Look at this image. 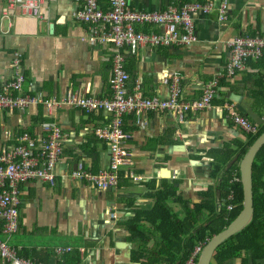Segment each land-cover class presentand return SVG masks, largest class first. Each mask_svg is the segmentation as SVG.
<instances>
[{"label": "crops", "instance_id": "obj_1", "mask_svg": "<svg viewBox=\"0 0 264 264\" xmlns=\"http://www.w3.org/2000/svg\"><path fill=\"white\" fill-rule=\"evenodd\" d=\"M98 1L101 8H108V0ZM191 1H212L215 7L209 14L194 15L198 41L172 48L142 46L137 56L126 59L131 75L128 89L132 91L139 82L144 96L164 98L168 92L164 79L177 73L184 100L202 97L203 86L216 76L217 93L211 108L188 113L182 122L169 112H148L139 119L135 114L124 117L133 166L123 171L134 172L141 181L122 177L118 188L102 191L85 181L71 180L77 164L94 174L109 165L108 144L94 136V130L110 122L109 113L87 114L67 107L49 113L41 105L0 112L1 145L16 144L5 143L6 131L12 136L28 133L40 138L41 125L46 122H55L63 136L54 184L30 181L18 185V230L13 233H19L17 243H9L12 234L2 238L5 233L0 232L17 258L37 264H138L132 262L134 245L127 224L136 211L152 208L156 193L166 184L174 185L177 194L188 200L187 207L193 208L202 201L200 193L215 182L210 153L233 140L244 143L247 135L264 126V98L254 100L244 87L264 76V67L251 60L233 79L223 77L230 58L227 41L251 31L264 34V0H229L228 19L223 24L217 19L219 0H128L131 8L142 10ZM78 7L74 0H44L38 19L0 0V90L11 81L12 61L19 54L23 94L60 99L70 90L85 97L110 96L111 45L87 41V25L73 17ZM137 28L161 30L154 24ZM225 105L245 117L254 131L246 132L235 124ZM233 177L238 179L236 174ZM169 206L177 217L184 216L180 204L169 202ZM53 235L63 239L47 240ZM0 264L8 262L0 259Z\"/></svg>", "mask_w": 264, "mask_h": 264}, {"label": "built area", "instance_id": "obj_2", "mask_svg": "<svg viewBox=\"0 0 264 264\" xmlns=\"http://www.w3.org/2000/svg\"><path fill=\"white\" fill-rule=\"evenodd\" d=\"M44 0H6L9 7H16L23 15L42 18L41 5ZM78 9L73 17L87 25V41L97 44H110L109 97H85L70 90L60 99H47L41 96L23 94L24 75L20 68V56L15 54L12 61L14 75L11 81L0 90V112L16 109L27 110L31 106L41 105L50 113L55 108L67 107L87 114L106 112L111 115L108 124L94 130V136L109 146V165L98 173L86 170L77 164L71 171L74 181H85L98 190L116 189L122 177L131 182H139L141 176L132 171H123L133 166L132 154L126 146L129 135L124 129V117L135 114L142 118L148 112H169L179 122L188 113H197L211 108L216 96L219 77L203 86L202 97L184 100L180 86L181 78L177 73L164 79L168 86L166 97H146L142 94V84L137 83L132 91L128 89L131 75L126 69L124 50L137 56L142 46L149 48H172L174 45L189 46L198 41L194 15L209 14L215 9L212 1H191L180 5H167L164 9H133L128 0H108V8L100 7L98 0H74ZM229 0H219L217 19L223 24L228 19ZM158 25L160 31L144 32L137 26ZM230 58L225 66L223 77L233 79L245 68L248 61H258L264 52V34H243L227 41ZM231 120L244 131L254 128L245 117L239 116L231 106L225 105ZM139 121V120H138ZM43 135L32 138L28 133L12 136L4 132L6 142L15 141L10 146L0 144V232L11 235L18 230V185L24 182L41 181L54 184L53 170L59 163L63 151L61 128L55 122L41 125ZM1 141V137H0ZM232 200V195L229 196ZM228 210L232 206L227 207ZM115 217V216H114ZM202 247L185 264H196V257ZM0 259L8 264H37L16 257V252L6 241L0 238Z\"/></svg>", "mask_w": 264, "mask_h": 264}, {"label": "trees", "instance_id": "obj_3", "mask_svg": "<svg viewBox=\"0 0 264 264\" xmlns=\"http://www.w3.org/2000/svg\"><path fill=\"white\" fill-rule=\"evenodd\" d=\"M256 33L259 32L251 31L250 35ZM124 56L129 59L133 55L129 52ZM263 65L264 52L257 61V66ZM244 87L254 100L264 98V76L260 75ZM263 131L264 126L256 134L247 135L246 142L233 140L210 153L213 159L211 178L215 182L200 193L202 201L193 208L187 207L188 200L177 194L174 185L166 184L156 193L152 208L136 211L134 218L127 222L131 234L129 240L134 245L133 263L185 264L197 247L201 246L203 250L215 235L228 227L242 210L238 164ZM252 194L253 215L249 223L219 246L211 264H232L236 260L239 264H264V145L257 151L252 164ZM169 202L181 205L182 218L175 215ZM228 206L232 209L228 210ZM200 254L195 259L196 264Z\"/></svg>", "mask_w": 264, "mask_h": 264}, {"label": "water", "instance_id": "obj_4", "mask_svg": "<svg viewBox=\"0 0 264 264\" xmlns=\"http://www.w3.org/2000/svg\"><path fill=\"white\" fill-rule=\"evenodd\" d=\"M264 145V131L247 149L239 166L240 182L242 186V210L238 216L221 233L215 235L203 248L198 264H211L215 257L216 250L230 236L239 232L250 221L253 215V194H252V164L257 151ZM139 264V263H138Z\"/></svg>", "mask_w": 264, "mask_h": 264}, {"label": "rangeland", "instance_id": "obj_5", "mask_svg": "<svg viewBox=\"0 0 264 264\" xmlns=\"http://www.w3.org/2000/svg\"><path fill=\"white\" fill-rule=\"evenodd\" d=\"M5 235V236H4ZM19 235V233H17V234H12L10 237H8V239H9V243L10 244H14V243H17V236ZM1 236H2V238H6L7 237V235L6 234H1ZM4 236V237H3ZM54 238H60V239H63V238H61L60 236H48V239L47 240H51V239H54Z\"/></svg>", "mask_w": 264, "mask_h": 264}]
</instances>
